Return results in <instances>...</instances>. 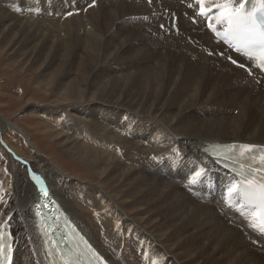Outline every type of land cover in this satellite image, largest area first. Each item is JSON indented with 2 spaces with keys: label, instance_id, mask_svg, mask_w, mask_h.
Returning a JSON list of instances; mask_svg holds the SVG:
<instances>
[{
  "label": "bare ground",
  "instance_id": "6f19581e",
  "mask_svg": "<svg viewBox=\"0 0 264 264\" xmlns=\"http://www.w3.org/2000/svg\"><path fill=\"white\" fill-rule=\"evenodd\" d=\"M85 2L40 0L37 3L40 8L34 0H24V7L20 3L16 5V0L0 3V47H10L12 61L19 62L22 68L39 72L43 79H47L43 82L47 90L57 82L61 88L58 99L59 102L65 101L68 116L86 123L90 127L85 129L88 134H103L111 141L109 150L94 148L65 129V134L62 129H54L56 125L44 127L47 136L68 157L87 165L90 171L94 170V174L103 178L104 185L99 184L97 188L83 180H73L66 172L61 174L55 167L58 172L48 168L55 174L51 176L47 170L30 166L22 157L21 149L4 141L2 128L4 130L11 124L0 115L1 145L5 147V144L15 159L26 164L28 173L32 171L31 176L25 175L23 182L20 176L24 173L19 170L18 175L13 174L9 191L12 199L1 201L5 209L0 211V229L2 226L8 228L14 240L11 264H15L17 242L22 241L34 252V256L30 252L24 253V264L30 261L33 264H50L46 238L35 214L40 205L39 198L43 195L32 179V173L42 177L48 188V197H43L59 201L72 222L109 264H161L162 258H171L178 264H264L250 257L256 253L264 254V235L251 227L252 213L242 207L241 201L238 204L233 202L239 195V179L218 166L204 149L217 142L247 143L264 149V109L250 108L248 94L241 95L236 91L232 100L221 95L222 91L225 94L233 79L245 76L252 81L253 78L232 64L218 66L221 59L211 54L212 51L223 50L209 43L212 36L201 28L203 23L195 26L189 18H184L188 11L177 2ZM208 2L214 4L222 0H206L205 7H214ZM240 2L236 0L233 7H239ZM190 3L195 11H200L197 1L189 0ZM45 6L54 9L46 10ZM174 9L180 12L177 33L172 29L171 18L164 16L165 10L169 15V10ZM160 11L162 14L158 15ZM218 15V12L214 13L212 23L218 22ZM127 16L131 19L129 23L124 19ZM52 24L62 26V31L48 30ZM153 32L159 34V40L166 38L171 41L166 52L162 51L163 46L156 52L150 49L147 38ZM183 35H191L198 44H188ZM154 42L160 46V42ZM170 49L173 52H169ZM236 57L243 61L241 56ZM250 70L258 81L261 79L264 83V74ZM206 103L229 105L237 111L236 118L228 122L229 117L218 115L210 126L207 120L195 113L197 107ZM35 108L30 106L28 112L35 111ZM121 109L147 114L153 109L157 111L155 118H163L161 124L166 131L156 139L149 138L145 146L138 141L125 144L124 136L114 130V126L122 128L129 125L124 121L125 114ZM79 112H88L89 116L83 118ZM105 112L110 117L104 116ZM96 115H101L100 118L110 127L96 121ZM240 124L245 129H238ZM135 132L145 134L140 127H136ZM222 134L229 136L222 137ZM172 135L183 139L176 140ZM191 144L201 162L191 155ZM112 147L117 150L112 151ZM140 147L156 153L153 178L144 169L145 156ZM35 148L31 142V149L39 159L41 157ZM178 151L187 153V157L174 158ZM200 169H204L207 176L192 184V177ZM59 181L65 185L64 189L58 185ZM179 183L187 185L181 188ZM229 188H232L231 192ZM65 191L69 193L72 204L65 197ZM241 194L246 195L245 189ZM85 207L102 208L104 213L95 215L99 210ZM85 211H89V220L86 221L91 225V231L81 223ZM219 211L223 212V218ZM208 213L211 217L203 219ZM109 215L115 216V224L120 225L123 232L137 237L119 245L110 231L101 226ZM234 219L243 222L245 227L235 225L231 221ZM7 220L9 224H2ZM148 222L151 223L150 228H146ZM15 225L18 229L13 230ZM96 231L101 246L97 244ZM71 239H74L73 245L79 244L77 236ZM254 240L257 247L251 243ZM150 244L153 245L151 248Z\"/></svg>",
  "mask_w": 264,
  "mask_h": 264
},
{
  "label": "rangeland",
  "instance_id": "374dc122",
  "mask_svg": "<svg viewBox=\"0 0 264 264\" xmlns=\"http://www.w3.org/2000/svg\"><path fill=\"white\" fill-rule=\"evenodd\" d=\"M0 1H1L0 2L1 4L2 3L5 4L6 2V0H0ZM34 1L36 4L37 3L39 4L40 0H34ZM85 1H86L85 3H88V0H85ZM19 3L22 5V7H24V0H16V5H18ZM211 3H209V5H213V6L215 5V3L214 4H211ZM38 4H37V8H40ZM44 9L51 10L54 8L53 7L48 8L47 6H45ZM161 11L159 12L158 15L162 14ZM188 11L190 13L192 12L191 10H188ZM167 15H168V11L165 10L164 11L165 18H170L169 15L168 16ZM188 15L189 13H186L184 15V18L188 19ZM128 16L125 17L124 19L126 20V22L129 23L131 19L128 18ZM183 26H185V24ZM47 29L52 32L57 31L60 33L62 31V26H60L59 24H52L49 27H47ZM203 30L205 31L206 29L203 28ZM158 36L159 34L156 32H153L150 36H148L147 42L150 40L148 42V44L150 45L149 47L151 50L156 52L157 50L160 51L161 50L160 47L163 46L162 51L165 50L164 52H166L168 48L166 46L171 41H168L166 38L164 40H159L157 38ZM182 38L186 39L185 41L192 46H194L196 43L198 44V40L192 39L191 35H187V36L183 35ZM152 39L156 40L158 43L160 42V46L154 45L155 42ZM150 43L152 44V46ZM215 48L223 50V51H217V53H214V51H212L211 55L215 54V56L219 57L222 61V62L220 61L221 63L217 65L223 66L225 65V63L226 64L229 63L231 65V63L228 61V58L225 55L221 56V54L223 53L225 54L223 47H215ZM8 49H10V47H7V48L0 47V115L7 122L11 124L10 127L5 128L4 130L2 128V132L4 134L3 135L4 141L9 142L13 147L17 149L18 148L21 149V150L19 149L18 150L22 152V155H23L22 157L24 159H27V161L30 163V166L32 165L34 169L36 168L34 165H36L37 168L41 169V171L47 170V172H49L51 176H55L53 172L52 173L50 172V169H54L53 167H55L57 170L58 169L60 170L61 174H65L66 172L68 177L69 176L72 177L73 180H83L85 181V183L87 184L89 183L91 186H94L97 188H99V184L104 185L102 183L103 178L98 176L97 174H94L95 173L93 172L94 170L90 171L87 165L71 159V157L70 156L68 157V155L60 149V147L58 148L57 144H55V142L47 136L46 131L44 130V127H46V125L48 126L56 125V127H53L54 129L58 131H62L63 129H65L69 131L70 133H72L77 138H79L84 143L94 148L100 147V148H105L109 150V144L111 143V141L107 140L104 137L105 135L103 134H99V135L98 134H88L87 132H85V129H89L90 127L86 123H83L80 119L69 117L67 110L65 109V101L59 102L58 94L61 92L60 91L61 88H58L57 82L53 83V85L50 86V88H48L49 90H47L46 86L43 85V82L47 79H43L41 75L39 74V72H35L26 67L22 68L19 62L12 61L14 59L12 58L13 56L11 54V50H8ZM169 52H173V49H170ZM241 70L245 71L247 76H250L251 78H253L252 80L253 82L248 81L245 78V76L238 77L237 78L238 80L233 79L229 87L225 90V94L222 91L221 95H223L224 99L226 100L227 99L232 100L236 96V91H238V93L241 95L248 94V96L250 95V103H251L250 108H253L254 110L264 109V83L261 82L263 80L260 79V81H258L256 75L253 74V71H249L243 68H241ZM221 72L222 71L220 70V73ZM214 103H212V105ZM212 105L210 103L209 104L206 103L203 106L197 107L195 111L198 117L203 118L204 120H207L208 125L211 126V124L213 123L214 120H216L218 115H226L227 117H229L227 119L228 122H231L232 120L236 118L237 111H235V108L229 105L219 106L217 103L214 104L213 106ZM30 106L31 107L36 106L35 111H33L32 109V110H29L28 112V109L30 108ZM80 112L79 114H81L83 118H87L89 116L88 112H84V113H80ZM121 113L125 114L124 121L128 123L129 125L124 126L122 128H118L117 126H114V130L120 133L122 136H124L125 144H128L129 142L136 143L138 141L145 146V143L147 142L149 138L156 139L161 135L162 132L166 131V127L161 124V122L163 121V118L159 116L155 118L157 115V111L153 109L148 114L142 113L140 111L138 113H133L131 111L127 112L125 109H121ZM103 115L110 117L108 112H105ZM100 116L101 115L95 116V118L97 119L96 121H100L101 123L110 127V125L107 122H104L102 118H100ZM230 125H234V124H229V126ZM136 127H140L144 131L145 134L141 135L135 132ZM238 129L243 130L245 128L243 127L242 124H240ZM229 130H232V129H229ZM63 133L65 134L64 130H63ZM221 136L228 137L229 135L222 134ZM172 137L176 140L183 139L182 136L172 135ZM28 138L31 139L32 144L36 147L35 150L39 152L38 156L41 157L42 159L39 157H38L39 159H37L36 157L37 154H35L33 152L34 150L31 149V142L29 141ZM0 141L1 142L3 141L2 137ZM3 145L6 147L5 144ZM5 147H3L0 143V211L2 209H5V207L2 205V202H1L2 199H7V200L12 199V196L11 194H9V191H11V180L10 179L13 178V174L16 173V175H18L17 172L19 170L22 173H24L22 174V176H20L22 177L23 180L22 179L21 180L23 182L25 175H28L29 177V174L31 176V172H32L31 171L28 173L27 171L28 169L27 167L25 169L23 162H20L19 160L15 159L12 153L10 152V150L7 147L6 149ZM140 149H141V152L145 156V159L143 161L144 169L147 171L148 175L151 178H153V176L155 175L153 171L154 170L153 166H154L155 160L157 159L156 153L147 152L145 149L141 147ZM111 150L114 151V150H117V148L112 147ZM189 151L193 157H195L196 159L200 161L193 144L189 146ZM186 154L187 153H182L181 151H178L174 155V158H177V159L186 158L187 157ZM48 168L50 169L48 170ZM57 170L55 171L58 172ZM36 171L38 172V169H36ZM10 173L12 174V176L10 175ZM180 181H182V179H180ZM58 185L61 186L60 188L64 189L65 185L63 184L62 181H59ZM179 185L181 186V188H183L187 184L179 183ZM120 192H121L120 194L121 196L122 191ZM213 195L215 196L214 193ZM65 197L69 198L71 204L73 203L72 199L69 197V193H67L66 191H65ZM124 200L125 198H123V203L125 202ZM85 208L88 210H92V211L99 210L97 211L95 215L99 213L100 214L104 213L101 211L102 208H99V209L94 208V207L92 208L85 207ZM88 213L89 211H85V213L82 215L83 221L81 223L83 227L87 229V231H91V225L87 222L89 220L87 217ZM219 216L223 218L222 217L223 212L219 211ZM114 217H115L114 215H109L108 219H106L105 222H102L101 226L103 227L104 230L110 231V233L114 236V239L117 241L119 245L129 243L131 242L133 238L137 237V236L126 234L125 232H123L120 225L115 224ZM210 217H211V213H208L207 215L203 217V219L206 220ZM231 221L237 226L245 227V224L241 221H238L236 219L231 220ZM4 223L9 224L10 221L9 220L4 221L2 224ZM150 227H151V223L148 222L146 224V228H150ZM12 229L16 230L18 229V226L15 225L12 227ZM95 235L97 238V244L101 246V240L99 238L98 231H96ZM145 238L147 239L149 243L151 242L150 238L148 237H145ZM255 242L257 241L256 240H254L253 242L251 241V243L257 247V244ZM152 246L153 245L150 244V248ZM16 248H17V252H16L15 264H24L22 262V257L25 252H30L34 256L33 249L30 248L29 246H25L23 241L17 242ZM155 255H156V252H155ZM250 257L254 258L259 263L264 262V254L258 255V253H256L254 255H250ZM25 264H33V262L30 261ZM161 264H178V263L173 262L171 258H162Z\"/></svg>",
  "mask_w": 264,
  "mask_h": 264
},
{
  "label": "snow or ice",
  "instance_id": "6c2138e0",
  "mask_svg": "<svg viewBox=\"0 0 264 264\" xmlns=\"http://www.w3.org/2000/svg\"><path fill=\"white\" fill-rule=\"evenodd\" d=\"M151 3V0H149ZM206 0H197V4L200 5V15L201 16H210L214 12H218L219 15L216 17L221 24H226L227 28L225 31V38L229 39V43L233 46L237 53L244 51L252 46L259 45L260 52L257 59L259 60L258 67L261 70H264V0H256L251 9H247L245 4L247 0H241L239 7H233L236 3V0H222V2H216L214 8L205 7ZM94 4V0H93ZM209 28H212V25H208ZM163 27V25L161 26ZM216 31V29H213ZM234 42V43H233ZM245 55L249 59L253 57L248 55L245 52ZM229 60L232 64L238 65L239 67H245L244 64H239L235 59L229 57ZM242 150H247L251 153L254 149L253 145L244 144L241 145ZM243 154V153H242ZM260 160L264 162V154L260 156ZM243 167V165H239ZM259 170V169H258ZM202 176H207V173L204 169L195 172V175L191 179V183L195 184L200 182L198 178ZM32 179L39 186V190L44 197H48L49 191L44 182V180L32 173ZM244 183L248 186L246 195H254L259 200V209L253 210L252 212V224L251 227L255 230H258L261 235H264V184L256 185L253 183L248 176H245ZM232 191V188H229V192ZM39 215V213H37ZM257 217H259L260 222L257 223ZM41 228L45 231V235L49 234L51 231L54 234V229L52 225L41 224ZM80 242L85 245L84 250L78 251L73 255L72 251L68 252V259H63V253L61 252V259L63 264H84L85 258L88 261V264H95V261H100L103 264V258L95 252L94 249H91V246L84 241L83 237L80 238ZM49 244V254L55 252L58 249V244L52 239L47 241ZM75 249H79V244L73 246ZM95 258V260H94ZM12 260V237L11 234L7 235L0 233V264H11Z\"/></svg>",
  "mask_w": 264,
  "mask_h": 264
},
{
  "label": "water",
  "instance_id": "95a60500",
  "mask_svg": "<svg viewBox=\"0 0 264 264\" xmlns=\"http://www.w3.org/2000/svg\"><path fill=\"white\" fill-rule=\"evenodd\" d=\"M23 164H25V163H23ZM26 165V164H25ZM42 178V177H41ZM43 197V196H42ZM43 199H44V197H43ZM44 200H46L47 201V199H44ZM42 219H43V216L41 217Z\"/></svg>",
  "mask_w": 264,
  "mask_h": 264
}]
</instances>
